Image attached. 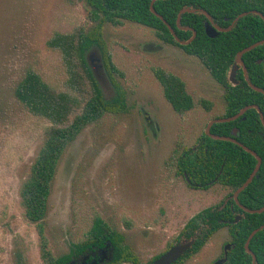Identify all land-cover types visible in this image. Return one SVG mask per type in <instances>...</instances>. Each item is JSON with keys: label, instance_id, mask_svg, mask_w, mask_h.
Here are the masks:
<instances>
[{"label": "rangeland", "instance_id": "1", "mask_svg": "<svg viewBox=\"0 0 264 264\" xmlns=\"http://www.w3.org/2000/svg\"><path fill=\"white\" fill-rule=\"evenodd\" d=\"M88 11L81 0H0V264H45L20 188L52 123L31 113L16 98L15 87L33 70L53 89L84 104L90 86L85 84L83 92L68 86L62 54L47 41L56 32L88 30L93 25ZM103 36L123 72L114 78L126 93L128 110L104 114L66 149L51 187L45 235L52 255L60 257L87 238L99 215L125 236L142 263H151L177 242L193 217L219 203V183L206 190L189 187L177 171V157L196 145L209 120L225 112V89L198 57L163 42L149 26L128 20L117 26L105 23ZM90 64L110 98L114 91L97 50ZM154 67L184 81L193 109L176 113ZM201 100L211 102L210 110ZM228 240L226 229H220L180 264H209Z\"/></svg>", "mask_w": 264, "mask_h": 264}, {"label": "trees", "instance_id": "2", "mask_svg": "<svg viewBox=\"0 0 264 264\" xmlns=\"http://www.w3.org/2000/svg\"><path fill=\"white\" fill-rule=\"evenodd\" d=\"M89 6L88 17L93 22L88 30L80 29L73 33H54L47 41L50 48L58 49L68 71V86L78 92H83V86L88 83L91 95L81 106V100L71 93L56 91L41 76L33 70H28L15 87L16 98L33 114L47 118L52 125L47 129L41 145L26 179L20 188L21 203L26 218L35 223L40 240V248L45 264H72L78 262L85 255L89 259H98L93 253L106 248L110 243L113 247V258L101 264H151L142 263L138 256L125 244V236L112 228L99 215L94 216L92 225L87 232V238L72 245L68 254L54 257L48 248L45 235L44 219L48 209L52 183L55 179L60 160L68 146L76 139L85 126L99 120L106 113H120L128 110L126 93L121 84L114 78V74L123 76V72L112 61L103 36L105 23L120 25L124 20L140 23L155 29L156 35L165 43L176 45L186 53L198 57L207 67L211 75L225 89V112L217 117H229L237 113L244 106L257 103L264 114V94L252 89L245 81L243 71L236 74L237 85H232L228 79V72L234 63L237 51L251 43L250 33L258 32L262 26V19L257 18L258 25L251 22L250 14L242 17L236 33L228 32L218 38L210 39L205 34H199L187 45L178 43L175 36L168 29L162 19L150 9L151 0H81ZM201 4L209 12L215 10L223 16L233 17L241 11H247L252 6V0H155L153 7L172 26L179 38L181 31L176 25L178 11L183 7H196ZM191 13L182 14L181 24L186 22ZM195 17L193 20H195ZM254 18V17H253ZM189 20V19H188ZM194 23V21L192 22ZM196 26V25H194ZM97 46L102 53L105 69L113 82L115 95L105 99L97 81L86 61V51ZM264 46V45H263ZM242 58L247 67L249 80L256 86L264 88V64L252 61L250 52ZM153 74L162 86L166 100L176 113L183 115L194 108L195 102L187 91L184 81L161 67H154ZM201 104L210 110V101L201 100ZM80 112L78 109H80ZM74 113V117L70 116ZM244 116V117H243ZM216 117V118H217ZM244 118V119H243ZM237 128L235 138L254 150L262 158L259 170L253 180L239 193V198L249 195L259 197L264 202V127L258 112L247 109L240 117L226 122L212 124L210 131L213 134L231 136V131ZM256 157L244 150L238 144L222 139H214L204 132L196 145L185 148L177 157L178 173L189 179L191 186L196 189H209L216 183H223L232 189L239 187L250 175L256 165ZM216 208L206 209L193 217L185 226L177 241L197 235L193 246L186 251L175 263L198 250L206 239L201 240V230L196 234L192 231L198 228V219L203 215L210 216V225L205 238H209L222 224L216 220ZM241 212V210L237 211ZM225 218L232 221L231 228L239 234L235 236V248L229 254V260L243 254L247 258L244 264H250V257L244 249L245 241L254 226L248 225L245 220L233 222V213L228 210ZM263 233V236L261 234ZM171 246V245H170ZM169 246V247H170ZM249 247L259 261L264 262V229L258 231L249 242ZM160 255V254H159ZM155 256L152 261L158 257ZM151 261V262H152ZM264 264V263H263Z\"/></svg>", "mask_w": 264, "mask_h": 264}, {"label": "flooded vegetation", "instance_id": "3", "mask_svg": "<svg viewBox=\"0 0 264 264\" xmlns=\"http://www.w3.org/2000/svg\"><path fill=\"white\" fill-rule=\"evenodd\" d=\"M252 3L255 6H252L247 11H241L233 17H229L226 15L223 16L222 14H220L219 10H218V12L215 10L213 13H211L208 10H206L205 8H202L201 4H197L196 7H191V9H194L195 11H188L189 13H191V15H190L191 17L188 18L189 20L186 19V22L183 24H181V22H179V24L176 23L177 27L181 31V36L185 37V39H183V38H179V39L180 40H188L192 37V35L194 33V38L192 39V40H194L195 37L197 36V29L199 30V34H201V35L205 34L210 39L218 38L222 34H225L228 32L236 33V30H238V28H239L240 19L242 17L250 14V16L252 18L251 22L254 23L255 25H258V22L256 21L257 18L262 19V21H263L262 22L263 27H260L258 25L259 29H258L257 33L252 32L249 34L250 39H251V43L247 46H250L253 44L255 45L253 48L248 50L250 52L252 59H253V60H251V62L255 61L256 64H264V46H263L264 43H261V41H264V0H252ZM241 14H243V15H241ZM194 16H196L195 20H193ZM193 21H194V23H192ZM194 25H196V26H194ZM208 30L210 32L214 33L215 36H212V37L209 36ZM171 45H173V44H171ZM243 48H245V47H243ZM248 51H246V52H248ZM243 61H244V59H243ZM244 64H245V61H244ZM245 67H246V64H245ZM240 70L243 71V68L241 65H238V69L236 71L237 75H238ZM246 70H247V67H246ZM243 75H244V71H243ZM244 79H245V76H244ZM245 81L248 84L246 79H245ZM260 88H262V87H260ZM248 105H253L250 108H253L258 112L259 118L261 120L260 113H259L258 109L255 107V106L259 107V105L255 102L248 104ZM262 114H263V112H262ZM263 116H264V114H263ZM261 122H262V120H261ZM262 125L264 127L263 122H262ZM262 135L264 137V132H262ZM185 180H186L187 185L189 187L193 188V186H191V184H190L189 179L186 178ZM219 185L222 187V190H221L222 194L220 196L219 203H217L216 205L207 207V208L201 210L199 213H201L202 211H204L206 209H212L213 207H215L216 211L214 212V214H216V220L218 223L222 224L220 227H218L216 232L219 231L220 229H226V232L229 235V240L222 247V251L218 254V256L213 261H211L209 264H244L246 261H248V259L243 258V254L235 256L232 260V263L229 260V254L235 248L234 238H235V236H238L239 233L236 230H233L231 228L232 221L226 219L225 215L227 214L228 210H230L234 216V218H233L234 223H238L240 220H245L248 223V225L254 226L256 223H259L264 219V209L260 212L258 211L259 209L264 207V202L262 201L263 199H261L259 197H254V195H249L247 198L242 197L243 201H241L239 198V194H238V198L236 200L234 198V192L238 187L236 189H232L230 186L223 184L221 182H219ZM193 189H196V188H193ZM239 210H241L240 213L237 212ZM203 216L204 217H202L200 220L198 219V222H197L198 228L196 230L192 231V233L196 234L198 230H201V233H200L201 240L206 239L205 242L203 243V245L198 250H196L194 253H192L191 255H189L188 257H186L184 260L180 261L177 264L184 262L186 259L193 256V254L198 252L206 244V242L209 240V238L215 233L214 232L209 238H205L207 233H208V229L210 227V225L208 224V222L210 221V216H206V215H203ZM236 216H239L238 221H235ZM263 226H264V221H262V223H260L259 225L255 226L251 230V232L255 229H258L257 232L255 233V234H257L258 231L264 229ZM262 236H263V233L261 234L260 237H262ZM244 249H245V244H244ZM245 251L248 254V256L250 257V264H253L252 254L250 252H248L246 249H245ZM255 257H256V255H255ZM223 259H225V260H223ZM263 263L264 262L259 261L257 258H255V260H254V264H263Z\"/></svg>", "mask_w": 264, "mask_h": 264}, {"label": "water", "instance_id": "4", "mask_svg": "<svg viewBox=\"0 0 264 264\" xmlns=\"http://www.w3.org/2000/svg\"><path fill=\"white\" fill-rule=\"evenodd\" d=\"M155 0H151V3H150V9L151 11L156 15L158 16L160 19H162L164 21V23L167 25L168 29L171 31V33L175 36L176 40L182 44V45H186V44H189L192 39L194 38V33L192 35V37L188 40H180L179 37L176 36L172 26L155 10V8L153 7V4H154ZM188 11H195L194 9H191L190 7H183L181 8L179 11H178V14H177V19H176V23L179 24L180 22V19H181V16L183 13L185 12H188ZM244 14V13H243ZM241 14V15H243ZM208 35L209 36H215L214 33L210 32L208 30ZM261 43H264V41H261ZM258 44V43H257ZM255 45H250V46H247L241 50H239L236 55H235V60H234V63L232 64L229 72H228V79H229V82L232 84V85H237L238 84V80L236 79V71L238 69V65H241L242 68H243V71H244V76H245V79L247 80L248 84L256 91H259L261 93L264 94V89L263 88H260L256 85H253L249 79H248V76H247V70H246V67H245V64H244V61H243V58H242V55L250 50L251 48H253ZM96 50L99 54V59L101 61V64L100 66L102 67V69L104 70L105 72V75L106 77L108 78L110 84H111V87L113 88V95L111 97H113L115 95V88H114V85H113V82L111 81L106 69H105V66H104V63H103V57H102V53H101V50L97 47V46H93L91 48H89L87 51H86V54H85V57H86V61L88 63V65L90 66V69L91 71L93 72V75L97 81V84L98 86L100 87L102 93H103V96L105 99H110L108 97H106L104 95V91L102 89V87L100 86L99 82H98V78L96 76V74L94 73V70L92 69V66L90 64V60H92L95 55H96ZM251 106L253 105H246L244 106L243 108H241L236 114L232 115V116H229V117H217V118H213L211 119L207 125H206V128L204 130L205 134L209 137H212L214 139H222V140H229V141H232L236 144H238L239 146H241L244 150H246L247 152H250L251 154H253L255 157H256V165L254 167V169L252 170V172L250 173L249 177L235 190L234 192V198L237 200L238 198V194L246 188V186H248V184L253 180L254 176L256 175L257 171L259 170L260 168V165H261V162H262V158L261 156H259L254 150H252L251 148H249L248 146L244 145L243 143H241L240 141H238L235 136L237 135V128H235L234 130L231 131V136H223V135H218V134H213L211 131H210V128L212 126V124L216 123V122H226V121H231V120H234L236 118H238L239 116H241L247 109H249ZM259 113H260V116H261V120L264 124V116L260 110V108L258 106H255ZM264 209L261 208L259 209L258 211H262ZM239 219V216H236L235 218V221H238ZM264 227V226H263ZM258 229H255L253 230L250 235L248 236L246 242H245V249L250 252L253 256V264H254V260H255V255L254 253L251 251V249L249 248V242L251 240V238L254 236V234L257 232ZM197 235H194L193 237L191 238H182L180 240H178L175 244L171 245L167 250H165L163 253H161L158 257H156L152 262L151 264H173L175 263L178 259H180V257L186 252L188 251L192 246L193 244L195 243V240L197 239ZM109 248V250H105V248H102L99 252L97 253H93V255L95 254H98L99 257L98 259L96 258H92V259H89L90 255H85L83 256L82 258H80L78 260V262H72V264H101V263H104L105 261H110L112 258H113V247H110V243H107L106 244V248ZM225 260V259H223Z\"/></svg>", "mask_w": 264, "mask_h": 264}]
</instances>
